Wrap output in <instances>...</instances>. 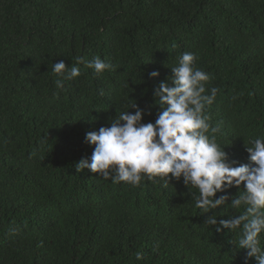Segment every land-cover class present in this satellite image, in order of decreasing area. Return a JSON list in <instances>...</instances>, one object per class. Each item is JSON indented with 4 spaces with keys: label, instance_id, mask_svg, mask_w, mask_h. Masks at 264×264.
I'll list each match as a JSON object with an SVG mask.
<instances>
[{
    "label": "trees",
    "instance_id": "trees-1",
    "mask_svg": "<svg viewBox=\"0 0 264 264\" xmlns=\"http://www.w3.org/2000/svg\"><path fill=\"white\" fill-rule=\"evenodd\" d=\"M184 52L219 90L204 111L219 129L209 135L234 166H253L247 147L264 139V0H0V264H257L237 248L240 230L205 223L243 206L205 214L182 178L133 186L77 172L94 151L88 132L136 103L155 122L156 91ZM96 56L113 68L98 75L76 62ZM60 61L81 71L63 89Z\"/></svg>",
    "mask_w": 264,
    "mask_h": 264
},
{
    "label": "clouds",
    "instance_id": "clouds-1",
    "mask_svg": "<svg viewBox=\"0 0 264 264\" xmlns=\"http://www.w3.org/2000/svg\"><path fill=\"white\" fill-rule=\"evenodd\" d=\"M196 60L194 53H182L178 66L171 67V81L160 82L156 96L163 110L154 123L143 122L144 111L136 103L131 108L136 109L134 113L122 112L111 120L110 126L88 132L86 142L94 146V151L90 159L80 160L76 169L133 186H139L145 178H182L186 186L198 189L195 206L205 214L225 205L233 209L243 206L240 215L218 221L211 214L205 223L215 226L218 232L240 230L237 248L246 250L247 257L255 258L257 264H264V139L257 138L247 147L253 166H234L229 162L215 135H209L216 133L218 127H213L204 114L219 90L206 87L211 77L194 66ZM76 62L84 63L98 75L113 68L99 56L91 61L77 57ZM52 71L60 77L56 80L58 89L64 88V80L81 75L77 66L68 67L63 61L54 63ZM159 75L158 71L151 73L154 78ZM241 185L244 191L231 198L230 203L226 194L217 197L218 193ZM17 230L10 229V234ZM136 256L143 258L139 252Z\"/></svg>",
    "mask_w": 264,
    "mask_h": 264
}]
</instances>
